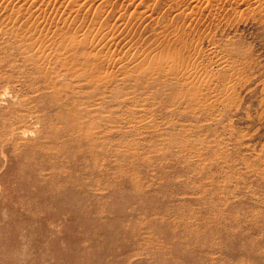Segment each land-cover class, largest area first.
<instances>
[{
  "label": "rangeland",
  "instance_id": "rangeland-1",
  "mask_svg": "<svg viewBox=\"0 0 264 264\" xmlns=\"http://www.w3.org/2000/svg\"><path fill=\"white\" fill-rule=\"evenodd\" d=\"M39 1L0 0V264H264V2Z\"/></svg>",
  "mask_w": 264,
  "mask_h": 264
},
{
  "label": "bare ground",
  "instance_id": "bare-ground-1",
  "mask_svg": "<svg viewBox=\"0 0 264 264\" xmlns=\"http://www.w3.org/2000/svg\"><path fill=\"white\" fill-rule=\"evenodd\" d=\"M10 1H12V0H10ZM38 1H39V0H38ZM69 1H70V0H69ZM72 1H73V0H72ZM72 1H71V2H72ZM80 1H81V0H80ZM241 1H246V0H241ZM34 2H35V1H33V3H34ZM39 2H40V1H39ZM76 2H77V1H76ZM85 2H87V1H85ZM103 2H104V1H103ZM106 2H107V1H106ZM263 2H264V0H256L257 7H261V6L263 5ZM31 3H32V2H31ZM35 3H36V2H35ZM35 3H34V5H35ZM83 3H84V2H83ZM104 3H105V2H104ZM25 4H26V3H25ZM150 4H151V3H150ZM152 4H153V3H152ZM28 5H29V4H28ZM28 5H27V6H28ZM30 5H31V4H30ZM30 5H29V8H32V7H30ZM67 5H68V4H67ZM76 5L78 6L79 4L77 3ZM82 5H84V4H82ZM87 5H88V4H87ZM87 5H85V6H87ZM90 5H91V4H90ZM93 5H94V4H93ZM22 6H23V4H22ZM24 6H25V5H24ZM32 6H33V5H32ZM46 6H47V4H46ZM85 6H84V8H85ZM91 6H92V5H91ZM149 6H151V5H149ZM17 7H19V6H17ZM37 7H38V5H37ZM37 7H36V8H37ZM66 7H67V6H66ZM73 7H74V6H73ZM73 7H72V8H73ZM144 7H145V6H144ZM147 7H148V6L146 5V8H147ZM22 8H23V7H22ZM36 8H35V9H36ZM38 8H39V7H38ZM69 8H70V7H69ZM72 8H71V9H72ZM82 8H83V7H82ZM88 8H89V11H90V8H91V7H88ZM146 8H145V9H146ZM150 8H151V7H150ZM150 8H147V9H150ZM177 8H178V7H177ZM179 8H180V7H179ZM25 9H26V7H25ZM71 9H70V11H71ZM73 9H74V8H73ZM80 9H81V8H80ZM91 9H93V8H91ZM180 9H181V8H180ZM180 9H179V10H180ZM19 10H20V9H19ZM19 10H18V11H19ZM68 10H69V9H68ZM86 10H88V9H86ZM177 10H178V9H177ZM179 10H178V11H179ZM181 10H182V9H181ZM13 11H14V10H13ZM18 11H16V12H18ZM20 11H21V10H20ZM80 11H82V10H80ZM80 11H79V12H80ZM135 11H136V10H135ZM145 11H147V10H145ZM183 11H184V10H183ZM191 11H194V8H192ZM191 11H190V12H191ZM14 12H15V11H14ZM21 12H23V11H21ZM72 12H73V11H72ZM72 12H71V13H72ZM79 12H78V13H79ZM87 12H88V11H87ZM90 12H91V11H90ZM19 13H20V12H19ZM19 13H18V14H19ZM69 13H70V12H69ZM76 13H77V12H76ZM85 13H86V12H85ZM88 13H89V12H88ZM25 14H26V13H25ZM89 14H90V13H89ZM147 14H148V13H147ZM15 15H16V14H15ZM20 15H21V14H20ZM30 15H31V14H30ZM75 15H76V14H75ZM145 15H146V14H145ZM32 16H33V15H32ZM32 16H31V17H32ZM76 16H77V15H76ZM151 16H152V15H151ZM17 17H18V16H17ZM77 18H78V17H77ZM149 18H150V17H149ZM50 20H51V19H50ZM66 20H67V19H66ZM12 21H14V20H12ZM12 21H11V22H12ZM30 21H31V20H30ZM47 21H49V20H47ZM67 21H68V20H67ZM67 21H66V22H67ZM44 22H45V21H44ZM15 23H16V22H15ZM28 23H29V22H28ZM31 23H32V22H31ZM48 23H49V22H48ZM16 24H17V23H16ZM32 24H33V23H32ZM56 24H57V23H56ZM37 25H38V24H37ZM37 25H36V27H37ZM41 25H42V24H41ZM51 25H52V24H51ZM56 26H57V25H56ZM100 26H101V25H100ZM31 27H32V26H31ZM31 27H30V28H31ZM36 27H35V28H36ZM45 27H46V25H45ZM37 28H38V27H37ZM37 28H36V29H37ZM48 28H49V27H48ZM48 28H47V29H48ZM31 29L33 30V28H31ZM31 29H30V30H31ZM36 29H35V30H36ZM42 29H43V28H42ZM47 29H46V30H47ZM32 30H31V31H32ZM113 30H114V29H113ZM33 31H34V30H33ZM33 31H32V32H33ZM42 31H43V30H42ZM44 31H45V28H44ZM45 32L47 33V31H45ZM105 32H106V31H105ZM105 32H103V34H104ZM33 33H34V32H33ZM38 33H39V32H38ZM111 33H112V32H111ZM162 33H163V32H162ZM162 33H161V36H162ZM35 34H36V33H35ZM43 34H44V32L42 33V35H39L41 39L44 38V37H41V36H43ZM108 34H109V33H108ZM158 34H159V33H158ZM36 35H38V34H36ZM44 35H45V34H44ZM47 35H48V34H47ZM113 35H114V34H113ZM157 36H158V35H157ZM97 37H98V36H97ZM101 37H102V36H101ZM108 37H109V36H108ZM113 37H115V36H113ZM162 37H163V36H162ZM162 37H161V38H162ZM34 38H35V37H33V39H34ZM40 38H39V39H40ZM46 38H47V37L45 36L44 39H46ZM99 38H100V37H99ZM106 38H107V37H106ZM161 38H160V39H161ZM36 39H37V38H36ZM39 39H38V41H35V45L39 44V43H37V42H39V41H43V39H42V40H41V39L39 40ZM103 40H104V39H103ZM106 40L108 41V39H106ZM109 40H110V38H109ZM158 40H159V39H158ZM162 40H163V39H162ZM162 40H161V41H162ZM96 41H97V40H96ZM107 41H106V42H107ZM112 41H113V39H112ZM43 42H44V41H43ZM107 43H108V42H107ZM92 44H95V43H92ZM100 44H101V43H100ZM110 44H112V43H110ZM113 44H114V42H113ZM35 45H34V46H35ZM39 45H40V44H39ZM39 45H38V46H39ZM95 45H96V44H95ZM106 45H107V44H106ZM170 45L172 46L171 48H173L174 44L171 43ZM170 45H169V46H170ZM34 46H33V47H34ZM92 46H93V45H92ZM169 46H168V47H169ZM47 47H48V46H47ZM106 47H107V46H106ZM109 47H110V45H109ZM168 47H167V48H168ZM36 48H37L38 50H37V51L34 50V51H35L34 53H35V54H39V55H38V59H39L38 61H39V62H40V61H43V63L46 62V61H48L47 48L44 47V44H43L42 46H40V47H36ZM36 48H35V49H36ZM100 48H102V47H100ZM98 49H99V47H98ZM169 49H170V48H169ZM175 49H176V48H175ZM101 50H102V49H101ZM105 50H106V48H105ZM48 51H49V48H48ZM107 51H108V50H107ZM100 52H101V51H100ZM103 53H104V52L102 51L101 54H103ZM109 53H110V52H109ZM63 54H64V53H63ZM63 54H62V55H63ZM101 54H100V55H101ZM145 54H146V53H145ZM145 54H144V55H145ZM106 55H107V54H106ZM147 55H149V53H148ZM150 55H151V54H150ZM197 55H198V54H197ZM199 55H200V54H199ZM202 55H203V54H202ZM97 56H98V55H97ZM102 56H103V55H101V58H102ZM107 56H108V55H107ZM107 56H106V57H107ZM115 56H116V55H115ZM139 56H140V55H138L137 58H138ZM145 56H146V55H145ZM151 56H153V55H151ZM151 56H150V57H151ZM106 57H105V58H106ZM141 57H142V56H141ZM150 57H149V56L146 57V58H145V62H147V63L150 65V68H151V70L153 71V69H154V68L157 69L158 66H159V64H160L159 61H158L159 58H157V59L155 58L156 60H155V59L153 60V59H151L152 57H151V58H150ZM103 58H104V57H103ZM110 58L113 59L112 55L110 56ZM117 58H118V57H117ZM121 58H122V57H121ZM121 58H120V59H121ZM139 58H140V57H139ZM143 58H144V56H143ZM177 58H178V57H177ZM108 59H109V58H108ZM114 59H115V58H114ZM114 59H113V62H112V60H111L110 62H111V65L114 63L113 65L115 66L116 62H115ZM140 59H141V58H140ZM171 59H172V58H171ZM102 60H103V59H102ZM102 60H100V57H96V61H97L98 63H101V64H103L104 61L106 62L107 58H106L104 61H102ZM116 60H118V59H116ZM126 60H127V57H126L124 63H126ZM128 60H129V59H128ZM172 60H173V59H172ZM172 60H170V61H171L172 63H174ZM176 60H177V59H176ZM121 61H122V60H121ZM121 61H120V63H121ZM130 61H131V60H130ZM136 61H138V59H137V60H136V59H134V60L132 59L131 62L126 63V64L123 63V64H121V66L118 65V63H117V65L121 67L120 69H122L123 73H127V72L130 71V69L133 70V68H134L133 65H134V62H136ZM177 61H178V60H177ZM177 61H175V62H177ZM187 61H188V60H187ZM187 61H186V62H187ZM190 61H191V60H190ZM190 61H189V62H190ZM107 62H108V63H107ZM107 62H106L107 65L110 64L109 61H107ZM138 62H139V61H138ZM145 62H144V63H145ZM182 62H183V61H182ZM36 63H37V62H36ZM40 63H41V62H40ZM40 63H39V64H40ZM86 63H87V68L90 69L91 72L85 73L84 76L81 75V74H80V76H79V75L77 74L78 77H77V76H76V77H77L78 81H84V82L92 83L93 79H95V75H91L92 73H94L93 69L96 70V69H95L96 67H95V65H94L95 63H94L93 60H87ZM166 63H167V62H166ZM166 63H164V64H166ZM172 63H171V64H172ZM180 63H181V62H180ZM187 63H188V62H187ZM187 63H186V64L184 63V64H185V65H188ZM192 63H193V62H191L190 65H191ZM195 64H197V63H195ZM224 64H225V63H224ZM40 65H41V64H40ZM168 65L170 66L169 62H168ZM168 65H167V66H168ZM177 65H178V63L173 64L172 67H176ZM179 65H180V64H179ZM181 65H182V64H181ZM100 66H101V65H100ZM138 66H139V65H138ZM138 66H137V68H138ZM143 66H144V65H143ZM195 66H196V65H195ZM139 67H140V66H139ZM165 67H166V65H165ZM188 67H189V66H188ZM188 67H186V68L183 67L184 69L181 68L182 70H179V71L176 69L177 71H175L174 73H177L178 75H180V76L183 77L184 79H189L188 81H190L191 77L193 78V77L196 75V70H195V71L192 70L193 72H192V71H191V72H190V71H187V70H189V69L191 68V67H190V68H188ZM199 67H201V65H200ZM152 68H153V69H152ZM177 68H178V66H177ZM179 68H180V67H179ZM187 68H188V69H187ZM196 68H197V67H196ZM43 69L45 70V71H44V74H45V77H46L45 80H46V81L48 82V84L50 85V88L55 89L56 83L54 82L53 78L50 77V74H49L48 72H46V68H43ZM118 69H119V68H118ZM138 69H139V68H138ZM164 69H165V68H164ZM169 69H171V67H170ZM151 70H150V71H151ZM160 70H161V69H160ZM162 70H163V69H162ZM165 70H166V69H165ZM198 70H199V68L197 69V71H198ZM96 71H97V70H96ZM119 71H120V70H119ZM122 71H120V73H121ZM135 71H136V70H135ZM148 71H149V70H148ZM152 71H151V73H152ZM156 71H158V70H156ZM153 72H154V71H153ZM189 72H190V73H189ZM198 72H200V71H198ZM193 73H195V74H193ZM147 74H148V73H147ZM154 74H155V72H154ZM199 74H200V73H199ZM104 75L107 76L108 73H106V74L104 73ZM109 75H110V73H109ZM109 75H108V77H109ZM126 75H127V74H126ZM152 75H153V74H152ZM202 75H203V74H202ZM205 75H206V73H205ZM235 75H236V74H235ZM235 75H234V76H235ZM72 76L75 77L74 74H72ZM110 76H111V75H110ZM198 76H199V75H198ZM206 76H207V75H206ZM108 77H106L105 79H107ZM111 77H112V78L109 77L110 80L113 79V76H111ZM209 77H211V76H209ZM71 78H72V77H71ZM109 78H108V79H109ZM179 78H180V77H179ZM194 78H195V77H194ZM196 78H197V77H196ZM196 78H195V79H196ZM200 78H201V77H200ZM200 78H198V79H200ZM103 79H104V78H103ZM195 79H194V80H195ZM204 79H205V78H203V81H204ZM100 80L102 81V79H101V78L99 79V76H98L96 82L98 81V84H99ZM110 80H109V81H110ZM191 80H192V79H191ZM112 81H113V80H112ZM114 81H115V80H114ZM121 81H122V80H120V82H121ZM195 81H196V80H195ZM214 81H217V80L215 79ZM96 82H94V83H96ZM103 83H106V82H103ZM199 83H200V81H199ZM98 84L96 85V87L98 86ZM106 84H109V83H106ZM191 84L193 85V83H191ZM196 84H197V83H196ZM211 84H212V82L207 81V82H205V83L203 82V83L201 84V86L210 89V88L212 87ZM215 84H216V82H215ZM198 85H200V84H198ZM105 86H106V85H105ZM105 86H104V87H105ZM187 86H188V85H187ZM189 86H190V85H189ZM189 86H188V87H189ZM195 86H196V85H195ZM217 86H218V85H217ZM224 86H226V88L224 87L225 89L223 88L224 90L219 91V93H217V95H214L213 98L216 97V100H217V98L221 100V98H222L221 96H224V95H222V94H227V96H228V93L231 91V89H230V87H228L229 85H228V86H227V85H224ZM100 87H101V86H100ZM197 87H199V86H197ZM213 87H214V86H213ZM105 88H106V87H105ZM105 88H104V89H105ZM214 88H215V87H214ZM221 88H222V87H221ZM200 89H201V88H199V90H200ZM208 89H207V90H208ZM199 90H198V91H199ZM202 90H203V89H202ZM213 90H214V89H213ZM215 90H216V89H215ZM52 91H53V96H52V99L50 100V102H52V103L54 102V103L59 104V101H60V92H59V90H52ZM193 91H194V89H193ZM193 91L191 90V92H193ZM217 91H218V89H217ZM231 92H233V91H231ZM102 93H104V92H102ZM210 93H212V92H210ZM213 93H214V92H213ZM105 94H106V93H105ZM183 94H184V93H183ZM191 94H192V93H191ZM196 94H197V93H196ZM200 95H202V94H200ZM229 95L231 96V94H229ZM202 96H205V95H202ZM225 96H226V95H225ZM198 97H199V94H198ZM198 97H197V98H198ZM200 97H201V96H200ZM207 97H208V96H207ZM220 97H221V98H220ZM210 98H211V96H210ZM210 98H207V99H210ZM229 98H230V99H228V97H227L226 101H227V100H231V101H232L233 98H232V97H229ZM231 98H232V99H231ZM195 99H196V98H195ZM198 99H199V98H198ZM222 99L225 100L224 97H223ZM212 100H215V99H212ZM212 100H211V101H212ZM220 100H219V101H220ZM194 101H195V100H194ZM202 101H203V100H202ZM206 101H207V100H206ZM208 101H210V100H208ZM211 101H210V103H211ZM199 102H200V101H199ZM220 102H221V101H220ZM222 102H223V101H222ZM195 103H197V102H195ZM212 103H213V102H212ZM228 103H229V102H228ZM50 104H51V103H50ZM130 104H131V103H130ZM199 104H200V103H199ZM201 104H202V103H201ZM223 104H224V106H225V103H224V102H223ZM226 104H227V102H226ZM229 104H230V103H229ZM229 104H228V105H229ZM202 105H203V104H202ZM202 105H201V106H202ZM208 105H209V103H208ZM208 105H206V108L208 107ZM109 106H110V105H109ZM209 106H211V105H209ZM213 106H214V105H213ZM110 107H111V106H110ZM110 107H109V108H110ZM143 108H144V107H143ZM206 108H205V109H206ZM144 109H145V108H144ZM91 110H92V109H91ZM70 111H71V112H70V113L67 112V114H64L63 111H60V114H61V115L58 116L57 118H58L61 122H68V121H74V122H75V124L77 125V127H76V130H74L75 128L73 127V130L77 132V134H74V135H77V136L74 138V141H75V142L80 141V142H78V143H76V144H73V145H71V144H65V146H66L68 149H72V148H76V147L78 148V147H80V145H81V146H85V148L87 149V151H86V150H82V151L87 152V153H89V154H90V153L93 154V152L95 151V139H97V134H98V133H97V134L95 133L96 130H94L95 132L93 133L92 130H91V128H89V129H90V132L87 133L89 130H88V129L85 130L86 127L84 126V124L82 125L83 120H84L85 118H88V117L92 114V111H90V109H84V110L82 109V110H80L78 107H74V108H72V110H70ZM93 111H94V110H93ZM103 111H104V110H103ZM107 111H108V109H107ZM61 112H62V113H61ZM109 113H110V112H109ZM108 115H109V114H108ZM97 116H98V115H97ZM111 116H112V115H111ZM102 117H103V116H102ZM140 119H142V116H141ZM147 119H148V118H147ZM103 120L105 121V118H103ZM84 121H85V120H84ZM106 121H107V120H106ZM111 121H112V119H111ZM140 121H142V120H140ZM144 121H145V120H144ZM88 122H89V121H88ZM88 122H87V123H88ZM91 122H92V121H91ZM115 122H116V121H115ZM137 122H138V120H137ZM146 122H147V121H146ZM70 124H72V122H71ZM90 124H91V123H90ZM90 124H89V125H90ZM137 124H138V123H137ZM139 124H140V123H139ZM139 124H138V125H139ZM73 125H74V124H73ZM135 125H136V124H135ZM89 127H91V126H89ZM70 128H71V127H70ZM87 128H88V126H87ZM105 128H106V126H105ZM66 129H67V127H66ZM103 129H104V128H103ZM150 129H151V128H150ZM99 132H100V131H99ZM90 133H91V134H90ZM92 133H93V134H92ZM99 134H100V133H99ZM102 135H103V134H102ZM84 139L87 140V143L82 144L81 141H84ZM98 139H99V138H98ZM96 141H97V140H96ZM72 142H73V141H72ZM41 152L44 153L43 150H42ZM36 153H37L36 151H31V152H29V155H35ZM86 155H87V154H86ZM261 157H262V156H261ZM96 158H97V156H96ZM94 159H95V158H94ZM94 159H93V160H94Z\"/></svg>",
  "mask_w": 264,
  "mask_h": 264
}]
</instances>
